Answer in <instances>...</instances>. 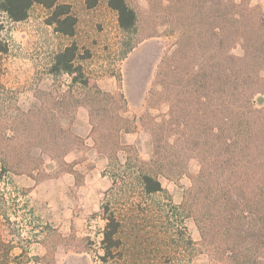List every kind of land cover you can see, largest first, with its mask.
I'll return each instance as SVG.
<instances>
[{
    "label": "rangeland",
    "instance_id": "1",
    "mask_svg": "<svg viewBox=\"0 0 264 264\" xmlns=\"http://www.w3.org/2000/svg\"><path fill=\"white\" fill-rule=\"evenodd\" d=\"M59 1L68 3L76 17L72 38L55 33L45 23L48 10L38 5L19 23L10 22L0 13V264H32L27 199L17 200L13 183L22 180L26 194L27 171L38 165V159H42L38 171L46 163L52 165L48 168V250L54 247L55 264L214 263L210 244L204 243L194 218L188 217L187 210L181 207L184 193L193 186L191 177L198 174L200 163L194 158H184L179 167L186 165L185 172L179 176L168 172L162 163L161 156L180 150L184 140L182 128H175L172 131L176 132L171 134L167 132L164 122L168 119L169 104L156 72L162 60L175 50L178 65L182 64L183 54L193 58V72L203 65L209 67L213 59L221 64L222 54L214 55L212 40L197 53L180 51L176 24L167 16L170 13L166 11L167 0H127L137 14L136 26L129 31L119 28L116 14L107 7L106 0L92 9L86 8L84 0ZM233 1L241 5L243 29L251 25L256 28L252 38L259 45L256 58L259 65H264V52L259 49L264 35V0ZM73 42L79 53L76 64L82 66L85 76L90 77L100 91L96 99H87L88 105L84 107L92 126L93 143L94 138L107 131L106 125H112L111 118L116 114L122 120L118 133L120 142L132 147L130 160H127V152L121 151L110 162L94 144L98 155L107 160L104 169L107 179L101 182L100 195L86 198H82V193L76 194V188L66 187L68 178L62 177L69 173L74 176L76 185L80 183L79 174L73 170L77 160L68 162L72 159L70 153L81 141L71 128L76 111L72 109V101H69L70 113L74 111V118L61 116L60 124L69 129L71 137L78 139L62 138L60 149L54 146L58 154L69 148V156L66 154L64 158L67 164L52 162L44 154V150L52 148L48 146L50 106L62 98L68 101L83 91L69 75L50 72L53 55ZM230 53L244 56L240 41L231 46ZM183 66L186 69L187 66ZM260 74L263 76L264 72ZM172 87H186L185 78L176 77ZM254 105L259 107L256 102ZM34 114L38 116L32 118ZM26 115H30L29 125L19 126L16 132L13 121ZM44 119H47L45 127L39 124ZM126 126L129 130H125ZM14 138L27 145L26 151L21 153V163L16 165L23 171L17 174L6 168L2 152L18 144ZM7 142L8 148H3ZM138 161L148 163L146 169L158 174L163 192L143 194L135 167L140 165ZM68 165L72 166V172H67ZM20 175L23 176L19 178ZM198 204L195 202L194 208L204 209ZM102 206L120 223L117 236L121 240L120 248L105 263L100 260L103 255L101 232L105 225L100 216ZM257 263L264 264V257L260 256Z\"/></svg>",
    "mask_w": 264,
    "mask_h": 264
},
{
    "label": "trees",
    "instance_id": "2",
    "mask_svg": "<svg viewBox=\"0 0 264 264\" xmlns=\"http://www.w3.org/2000/svg\"><path fill=\"white\" fill-rule=\"evenodd\" d=\"M100 1L84 0V4L92 9ZM167 1L166 11L170 12L167 16L176 24L180 51L197 53L212 40L213 53L222 54L220 62L224 64L220 68L221 64L212 58L209 67L203 65L193 72V58L183 54L182 64L178 65L175 50L158 65L156 77L164 86L162 91L167 94L169 104L168 119L164 122L167 132L171 134L176 132L172 131L175 128H182L184 140L180 150L161 156L162 163L175 176L185 172L186 165L179 167L184 158H194L200 163L198 174L191 177L193 186L184 193L181 207L187 210L188 217L194 218L204 243L210 244V251L214 252L211 253L212 264H247L250 261L258 264L260 256L264 257V75L260 74L264 72V65H259L256 58L259 45L252 39L256 28L251 25L243 29L241 5L233 0ZM35 5L48 10L45 23L55 33L68 38L74 36L76 17L71 6L59 0H0V13L10 22L19 23L28 18ZM106 5L115 12L120 29L135 28L137 14L127 0H106ZM262 38L259 49L264 52V35ZM238 41L244 47L242 57L230 53L231 46ZM78 57V47L73 42L56 52L50 65L51 73L69 75L83 90L68 101L65 98L57 100L48 111V146L52 148L44 150V154L60 165L67 164L64 158L69 148L58 154L54 146L59 150L62 138L78 139L74 135L71 137L68 128L62 127L60 117L74 118V111L70 113L72 109L87 107V99H96L100 94L93 80L85 76L82 66L76 64ZM176 77H184L186 87H172ZM69 101L73 103L72 109ZM255 102L259 107H255ZM37 116L34 114L32 118ZM111 120L112 125L104 127L107 131L94 138L95 147L110 162L121 151L127 152V160H130L132 147L122 145L119 139L122 120L116 114ZM29 123L30 115H26L12 124L17 132L19 126L26 127ZM39 124L45 127L47 119ZM15 140H18L17 145L2 152L6 168L17 174L23 171L16 165L21 163V153L26 151L27 145L21 139ZM8 142L2 147L8 148ZM15 157L18 159L12 163ZM37 161L41 166L42 159ZM138 162L140 165L135 167L143 194L163 192L158 174L146 169L148 163ZM38 165L27 172L38 170ZM71 167L68 165L67 172H72ZM162 175L168 178L166 173ZM195 202L204 209L194 208ZM100 211L105 221L100 260L105 263L120 248L121 240L117 236L120 223L113 214H108L107 207H100ZM48 264H55L54 247L48 250Z\"/></svg>",
    "mask_w": 264,
    "mask_h": 264
},
{
    "label": "crops",
    "instance_id": "3",
    "mask_svg": "<svg viewBox=\"0 0 264 264\" xmlns=\"http://www.w3.org/2000/svg\"><path fill=\"white\" fill-rule=\"evenodd\" d=\"M71 128L81 141L70 153L72 159L68 162L77 160L73 170L79 174L80 183L76 185L74 176L66 173L62 175V177L66 176L68 178L66 187L76 188V194L82 193V198L100 195L101 182L107 179L104 173L107 160L100 157L94 148L90 136L92 126L84 107L79 106L76 108L75 119ZM68 156L69 154H67ZM99 161L102 165L99 164ZM26 178L28 182V185H25L28 188L26 194L25 191L23 192L22 180L15 181L13 188L16 191L17 200H21V197L27 199L31 261L32 264H48V163L43 165L39 171L37 169L31 171L29 177ZM21 192H23V195H21ZM56 251H61V248H56Z\"/></svg>",
    "mask_w": 264,
    "mask_h": 264
}]
</instances>
